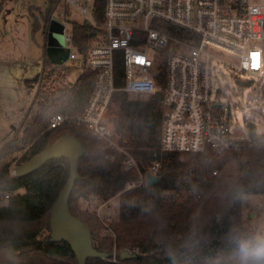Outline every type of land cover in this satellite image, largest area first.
<instances>
[{
  "label": "trees",
  "instance_id": "obj_1",
  "mask_svg": "<svg viewBox=\"0 0 264 264\" xmlns=\"http://www.w3.org/2000/svg\"><path fill=\"white\" fill-rule=\"evenodd\" d=\"M59 3L60 0H50L41 15L43 23L36 19L34 29L42 27L48 32ZM73 27L75 42L84 49L95 28L86 21L74 23ZM56 65L48 57L44 43L43 68L33 82L38 87L30 107L39 101L40 111L23 135L11 138L0 147V161L27 148L22 156L25 162L64 135H72L80 141L83 148L79 160L81 177L74 184L70 208L91 227L94 245L110 252L107 259L110 261L102 257L89 258L87 264L92 261L93 264H170L165 246L176 247L190 235L201 240L199 255L192 264H210L213 258L226 255L223 237L230 227L242 226L241 200L234 199L235 195L264 193V147H242L226 155L215 154L208 148L182 159L180 153L161 150L163 93L132 98L125 92H117L110 121L120 135L119 145L141 162L156 157L162 159L157 181L125 190L128 182L139 179L137 172L124 168L125 152L107 148L86 126L64 123L49 128L55 113L84 110L95 81L94 73L87 70L75 82L62 83L64 74L56 70ZM112 151L115 152L113 160L108 158ZM69 176L70 164L66 157L51 159L24 176L12 175L7 163L1 166L0 189L11 191L12 195L7 203L0 204V264H78L68 241H54L50 234L38 238L42 228L51 229L52 208ZM22 188L24 192L18 191ZM183 189L197 191L200 199L190 197L165 206L163 191ZM120 192L118 218L107 226L116 236L109 238L101 234L106 226L100 217L94 212L79 210L78 202L90 193L107 199ZM200 212H203L202 221L195 223V216L202 214ZM114 244L119 249H136L132 252L134 255L122 258L120 252L114 256L111 250ZM114 257L120 261H113Z\"/></svg>",
  "mask_w": 264,
  "mask_h": 264
},
{
  "label": "built area",
  "instance_id": "obj_2",
  "mask_svg": "<svg viewBox=\"0 0 264 264\" xmlns=\"http://www.w3.org/2000/svg\"><path fill=\"white\" fill-rule=\"evenodd\" d=\"M71 12L83 21L69 19ZM55 15L52 19L64 24L68 59L81 73L92 71L95 81L84 110L57 112L50 127L86 126L107 148L125 152L124 168L140 174L126 189L148 184L149 173L159 175L162 159L156 157L142 171L140 160L115 143L106 113L117 92L163 93L161 150L182 159L208 148L222 155L264 146V133L256 131L264 117V0H60ZM85 21L95 30L83 49L73 26ZM222 69L256 77V93L240 105L218 101L221 87L214 79ZM108 158L115 159V152ZM11 195L0 189V204Z\"/></svg>",
  "mask_w": 264,
  "mask_h": 264
},
{
  "label": "rangeland",
  "instance_id": "obj_3",
  "mask_svg": "<svg viewBox=\"0 0 264 264\" xmlns=\"http://www.w3.org/2000/svg\"><path fill=\"white\" fill-rule=\"evenodd\" d=\"M49 2L50 0H0V147L11 138H15L17 135H23L27 125L30 124L31 121L33 122L40 111V105L36 103L28 114L38 87V84H34L33 82L43 68L44 43H54L66 49L67 40L64 32L49 31L45 33L42 27L34 29V21L36 19L43 23L41 15L47 10ZM69 19L83 21V17L75 12H71ZM55 68L59 73L64 74L62 83L74 82L80 72L74 59H67L63 64H57ZM239 78L245 80L249 79L250 83L248 85H241L238 82ZM255 80L256 77L252 79L251 76L245 73L237 74L227 69L219 70L217 75L215 74L214 79V86L216 88L221 87V92L217 93V100L224 104L236 102L240 105L244 103L251 94L257 91V82ZM28 81H32V83L29 84L27 83ZM129 96L133 98L135 95L129 94ZM115 107L116 104L112 100L106 113V119L109 120L110 125L114 129L115 143L118 142L119 144L120 135L110 121ZM237 116L241 124H244L243 114L239 110L237 111ZM49 128H51L50 125ZM256 131L259 134L264 133V117L259 120ZM105 146L107 147L106 144ZM26 150L27 148H24L21 151L7 155L0 161V168L7 163L12 175H14L15 167L23 163L22 156ZM130 153L133 154L132 152ZM186 158L188 157H185V159ZM150 162L151 161H140V167L147 166ZM143 170L144 169H142V171ZM134 172L139 173L137 169H135ZM138 180L139 179L133 181L137 182ZM137 184L138 183L129 190L147 185L146 183H141V185L137 186ZM18 191L24 192L25 189L22 188ZM196 192L197 191L190 189H183L180 191L166 190L162 192V201L165 206H168L177 204L190 197H193V199H200V196H197ZM121 193L122 192L110 196L107 199H103L100 194L90 193L87 197L81 198L78 202L79 210L94 212L100 217L101 221L106 226V228L101 230L103 236H108L109 238L116 236L107 226L109 227L110 222L118 218ZM242 197L241 227H248L254 221L264 219V193H244ZM204 211L205 210H203V212ZM203 212L195 216V223H201ZM205 217L207 218L208 215ZM50 232L51 229L45 226L41 229L38 238H44L50 234ZM111 248L114 256L120 254L124 249H128L130 252L136 250L131 248L119 249L115 244ZM112 260L120 261L117 257L112 258ZM93 263L94 261H92V264ZM123 264L128 263L123 262Z\"/></svg>",
  "mask_w": 264,
  "mask_h": 264
},
{
  "label": "water",
  "instance_id": "obj_4",
  "mask_svg": "<svg viewBox=\"0 0 264 264\" xmlns=\"http://www.w3.org/2000/svg\"><path fill=\"white\" fill-rule=\"evenodd\" d=\"M64 24L52 19L49 31L63 32ZM46 53L54 64H63L68 59V50L53 44H47ZM247 85L245 82H241ZM83 155L80 141L72 135H64L55 143L34 155L27 161L15 167L14 176H24L42 167L51 159L66 157L70 164V176L60 196L56 200L50 218L51 239L54 241H68L78 259V264H87L89 258L102 257L109 259L110 252L101 250L94 245L91 227L80 217L74 214L70 208V196L76 180L80 179L79 160ZM159 179V176L148 174V184ZM134 255L128 249L121 251V257Z\"/></svg>",
  "mask_w": 264,
  "mask_h": 264
},
{
  "label": "clouds",
  "instance_id": "obj_5",
  "mask_svg": "<svg viewBox=\"0 0 264 264\" xmlns=\"http://www.w3.org/2000/svg\"><path fill=\"white\" fill-rule=\"evenodd\" d=\"M234 199L241 200L239 194ZM226 255L218 256L210 264H264V219L248 227H230L223 237ZM201 240L188 236L176 247L165 246L170 264H192L199 255Z\"/></svg>",
  "mask_w": 264,
  "mask_h": 264
},
{
  "label": "crops",
  "instance_id": "obj_6",
  "mask_svg": "<svg viewBox=\"0 0 264 264\" xmlns=\"http://www.w3.org/2000/svg\"><path fill=\"white\" fill-rule=\"evenodd\" d=\"M81 74H82L81 72L78 73V75H77L76 79L74 80V82L79 78V76H80ZM36 103L39 104L38 101H37ZM36 103H35V104H36ZM31 109H32V108H31ZM31 109H29L28 114L30 113ZM26 117H27V116H26ZM26 117H25V118H26ZM30 120H31V119H30ZM30 120H29V121H30ZM29 121H28V123H29ZM31 122H32V121H31Z\"/></svg>",
  "mask_w": 264,
  "mask_h": 264
}]
</instances>
